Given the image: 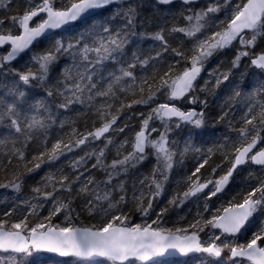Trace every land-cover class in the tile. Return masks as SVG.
Returning a JSON list of instances; mask_svg holds the SVG:
<instances>
[{"label":"trees","instance_id":"trees-1","mask_svg":"<svg viewBox=\"0 0 264 264\" xmlns=\"http://www.w3.org/2000/svg\"><path fill=\"white\" fill-rule=\"evenodd\" d=\"M202 1L204 0L193 4L184 2L159 4L155 0L118 2L115 6L105 8L93 19L74 23L71 27L63 28L44 38L28 54L15 60L13 64L6 65L3 62L0 65V97L11 103L18 93L23 91L26 93L25 100L28 104L44 98L52 106V112L56 116V123L48 129L46 141L41 132H33L34 139L28 143L24 159L10 156L13 149L11 141L23 140L24 137L18 134L8 136L9 130L0 126V139L7 137L5 143L0 144V222H3L4 228L12 230V224L21 221L26 225L22 227L25 232L41 223L45 228L48 225L98 228L107 223L112 216L121 214L125 216V220L122 223L114 221L115 224L126 226L139 223L142 227L150 225L153 228L187 229L189 233L197 231L206 242L213 229L211 226H206L204 221L217 212L221 214L224 208L242 203L249 192L264 183V168L249 163L236 172L229 187L221 195L209 199L210 190H206L202 194L184 199L183 194L191 187L188 177L193 176L200 164L203 163L204 166L196 173L193 180H197L198 183L204 181L215 183L229 170L236 149L250 143L253 136L260 137L259 147L264 149V126H261L259 119L254 121L258 132H251L246 139L237 135V130L244 127L242 118L248 106L257 104L253 114H258L261 110L259 104L264 103V72L256 69L248 61L243 69L246 72L237 73L234 71L233 63L236 56L223 54L225 51L222 49L217 50L216 55L206 60L193 87L196 97L195 107L199 108L198 116L195 118L201 121L200 125L179 119L168 121V148L174 155L172 168L162 172L167 179L161 180L160 172L155 176L157 182H162L163 190L160 195L155 197L152 195L155 192L152 179L153 169L157 167L156 160H145V163H135V166L126 165V171L118 166L115 171L119 174L109 180V174L114 171L110 165L114 160H121L133 151L135 135L141 130L143 121L159 104L171 101L163 90L157 91L161 77L169 73L167 78H175L185 68L190 67V57L194 55L193 49L199 41L208 38L206 31L189 37L185 33L173 30L194 24L195 20L190 22L186 17L198 13L197 8ZM36 2L6 0L5 6L0 7V21L6 23V33L12 34L19 27L18 22H14L12 17L23 15L26 11L36 8ZM242 2L245 3L246 0ZM69 3L70 0H55L54 7L62 9ZM129 7L135 8V17L131 25L124 15ZM217 16L219 21H216V17L208 20L207 28L210 30L214 28L219 32L232 19L233 12L227 15L226 20L221 19L222 13ZM100 24H105L112 33L122 30L127 34L128 43L121 57L123 66L126 67L128 63L133 62V53L140 59L147 57L154 59L145 66L138 64L134 69V75L137 77L136 87L125 92L117 91V96L114 98L97 97L93 102L95 106L77 103L69 109H57L56 105L63 102V97L56 93V89L63 88V84L59 83L64 80L62 72L67 66L72 65V53L77 49L57 53L56 40L62 41L66 47L69 42L75 43L81 33H88L93 30V25ZM221 25L223 27L220 30ZM95 31L101 30L97 27ZM157 32L164 36L163 42L153 39ZM245 35L249 37L252 33ZM96 38H86L79 47H83L84 43L94 46L93 39ZM174 49L183 53V57L177 56ZM47 52H52L56 59L49 65L46 79L43 82L39 79H30L28 84L21 81L20 74L30 72L40 74L39 63L33 57ZM262 52H264V35L257 38L251 53L257 55ZM157 53L160 55L157 56ZM92 58L93 55L90 54V59ZM120 66L121 64L111 60L104 61L100 66V74L107 76L108 72L115 71ZM217 71L222 74L225 71L224 75L229 79H218L215 74ZM97 79L99 77H94V82ZM141 79L147 80V84L143 85V92L139 87ZM148 85H151V92H155L156 95L148 103H135L150 95ZM255 88L258 89L254 93ZM47 89L53 90V96H47ZM101 104L105 105V108L101 109L104 113L103 117L97 111ZM113 116L116 117L115 123L99 139L93 140L89 137L84 145L65 151L54 161L41 162L40 159H33L34 156L39 157L45 147L50 150L57 140H61L64 144L74 143L82 135L94 132L104 123L111 121ZM62 120L68 121L63 127L60 124ZM7 123L6 119L5 124ZM152 129L156 131L153 132ZM147 132L152 135L165 132L163 122L153 117L149 121ZM225 137L228 139L225 140ZM109 140L111 143H108ZM15 147L20 148L21 144L17 142ZM101 149L104 150L102 157L104 167L94 168L95 155L86 156L85 153L98 154ZM197 149L199 151H196ZM208 149H212V152L209 153ZM229 155L230 160L227 159L230 158ZM81 157H84L83 162L74 165V161ZM205 160L207 163H204ZM36 164H40V167L35 168ZM29 169L34 170L29 171ZM62 177L68 178L64 181L63 187L60 184ZM14 184H19V189L13 187ZM121 184L123 188L120 187ZM82 188H86L87 191L82 192ZM47 193L51 195H46ZM105 193L109 194V200H97L98 196L103 197ZM121 196H124L123 201H120ZM173 198H175L174 202L170 203ZM253 198L259 199L260 193ZM149 200L152 207L145 215L142 209L148 207ZM110 202L116 207L105 216L103 209H106ZM59 203L67 204L68 209L50 215ZM205 203L208 206L207 211H205ZM90 208L92 211H89ZM162 209L165 211L158 219ZM148 215L152 219L145 224L142 223L143 217ZM154 221L156 223H153ZM193 225L195 227H192ZM262 226H264V204L258 206L246 230L238 236V244H247L252 239L253 233H259Z\"/></svg>","mask_w":264,"mask_h":264},{"label":"snow or ice","instance_id":"snow-or-ice-1","mask_svg":"<svg viewBox=\"0 0 264 264\" xmlns=\"http://www.w3.org/2000/svg\"><path fill=\"white\" fill-rule=\"evenodd\" d=\"M10 2V0H8ZM118 0H70L67 7L57 9L54 7L55 0H42V2L34 9L26 11L23 15L12 17L14 22H18L19 27L22 29L19 35H4L0 34V47L5 44L10 45V50L6 55L0 56V65L3 62H10L15 60L21 53L28 49L36 40L41 38L47 32L56 30L75 22L80 19H86L89 16L95 15L97 10L105 9ZM160 4H170L172 0H157ZM190 0H184V3H189ZM6 0H0V7H4ZM219 7H208L206 10L196 13L194 16H188V21L195 20L194 24H190L189 27H182L173 29L185 33L189 37H194L196 33L200 32L205 23V18L209 13L218 12ZM45 14V18L34 27L30 26V22L34 17L39 14ZM124 15L128 19L129 25L135 17V8L129 7L124 12ZM206 22V21H205ZM0 23H3L0 21ZM99 28L101 31L96 32L95 29ZM245 31L251 32V38L245 39L243 33ZM102 33V34H101ZM264 35V0H246L234 11L232 19L227 22L226 27L221 31L213 33L210 37L203 41H199L197 46L193 49L194 55L190 57V67L185 68L175 78L169 77V73H165L164 77H161V84L157 91L163 90L169 100H176L183 98L187 93L193 90L194 82L200 74L204 62L211 57L214 52L219 49H224L230 46L233 41L239 38L240 44L243 46H255L257 38ZM88 37H97L93 39V45L90 46L87 43L83 44V47L79 45ZM153 39L164 41V36L157 32L154 34ZM128 43L127 34L122 30H117L112 33L105 24L93 25V30L88 33H81L80 38L75 43L69 42L65 47L64 43L60 40H56L55 49L56 52L69 51L76 48L77 51L72 53L73 63L67 66L62 75L64 80L59 82L63 84V88L56 89V93L63 97V102L56 105L57 109H69L74 104H91L95 106L93 102L97 97L101 98H114L117 96V91L125 92L136 87L137 77L134 75V69L139 64L140 66L148 65L153 57H147L140 59L135 53L132 55V63H128L127 66H123L121 57L123 56V50ZM177 56L183 57V53L173 50ZM90 54L93 58L90 59ZM160 53H157L159 56ZM248 52L242 51L237 54L234 60V66L238 64L241 57L247 56ZM78 57V59H77ZM34 60L39 63L40 74L28 73L20 74V80L25 84H28L30 79H39L44 81L47 77L49 65L56 59V56L52 52H47L40 56H34ZM111 60L115 63L121 64V66L115 71H110L107 76L100 74V66L104 61ZM251 65L255 68L264 71V53L257 55L251 59ZM118 73V74H117ZM94 77H99L95 80ZM224 79H228L227 75ZM220 83V81H217ZM147 84L146 79H141L140 91L143 92V85ZM150 95L146 99L135 101V103H148L156 95L155 92H151V85H148ZM47 96H53V90L47 89ZM26 93L20 91L13 102L9 103L0 97V126L9 130L8 136L18 134L23 136V140L13 139L12 152L10 156H17L20 159L25 158V149L28 143L34 139L33 132H41L45 141L47 140L48 129L56 123V116L52 112V106L48 104L44 98L36 99L33 103L28 104L25 100ZM195 102V98L193 101ZM26 105V106H25ZM130 106V105H129ZM110 107V105L108 106ZM257 104H250L247 112L242 118L244 127L237 130V135L246 139L251 132H258L257 126L254 123L257 119L261 126H264V103H260V112L253 114ZM105 108L104 104H101L97 109L98 113L103 117L101 109ZM43 113V114H42ZM197 113L193 111L184 112L181 111L174 104L164 103L159 104L152 110L148 118L143 121L141 130L136 133L133 151L124 156L121 160H114L110 167L114 170L109 174V180L114 175L119 173L115 169L119 166L125 171L126 165L139 163L146 158L147 147L153 149L157 167L153 169L152 184L155 185V192L153 197L160 195L162 189V182H157L155 176L158 172H166L172 168V159L174 153L168 148L167 131L168 121L173 118H178L182 121H189L199 126L201 121L195 119ZM157 118L163 122L165 132L160 133L158 139H150V132H147L149 121L153 118ZM7 119L8 123L5 124ZM116 117L113 116L111 121L103 124L102 127L95 129L94 132H89L86 135H82L79 139L68 144L62 143L61 140H57L52 144L51 149H47L40 152L39 157L34 156L33 159H40L41 162L57 160L65 151H71L73 147H79L84 145L86 141L91 137L93 140L99 139L109 131L112 124L115 123ZM67 120L60 121L61 127ZM23 125V127H22ZM251 126V127H249ZM14 130V132L12 131ZM123 131V129H121ZM151 131H156L152 129ZM75 133V129H73ZM7 137L0 139V144H4ZM228 138L225 137V140ZM260 137L253 136L251 142L245 147L237 148L234 162L228 173L222 176L219 180L215 181V191H211L209 199L219 193L223 186L228 182L233 171L242 164H245L247 160H251L252 163L264 166V149L256 152L254 155L249 156V153L256 147ZM19 142L20 148H16L15 144ZM108 143H111L109 140ZM107 146V145H106ZM187 151V148L185 149ZM196 151H199L197 149ZM211 153L212 149H208ZM86 156L95 155L96 164L93 167H104L102 157L104 150L101 149L99 153H85ZM84 160L81 157L79 160L74 161V165H79ZM204 163H207L205 160ZM204 164H200L195 169L192 177H188L191 187L186 191L184 199L190 196H195L197 193L202 192L208 184L198 183L197 180H193L196 173L200 171ZM35 168H39L40 164H36ZM34 169H29L32 171ZM51 179V177H49ZM67 177H62L60 184L63 187L64 181ZM167 179V176H164ZM198 179V178H197ZM91 180L89 181V183ZM143 183V182H142ZM208 183H213L209 181ZM19 189V184L12 185ZM123 188V185H120ZM70 190V189H69ZM38 191V189H37ZM82 192L87 191L86 188L81 189ZM257 193H260L259 199H254ZM46 195H51L47 193ZM143 196V193L141 194ZM109 200V194L105 193L103 197H97V200ZM124 200V196L120 197V201ZM170 201V203L174 202ZM119 203V202H117ZM183 203V200H181ZM264 204V183L259 188H254L245 197L242 203L233 204L228 208L223 209V214L212 215V217L204 224L211 226L214 229H219L222 234L235 235L241 231L253 214L257 211L258 206ZM116 207L115 204L109 203L106 209H103L104 215L107 216L108 212ZM152 203L149 200L148 207L143 208L142 211L146 215L151 209ZM62 209H68V205L59 203L56 206L53 213L61 212ZM208 210L207 203H205V211ZM89 211H92L90 208ZM165 210H161L159 216ZM7 215V213H6ZM66 219H68L66 217ZM114 221L122 222V218L119 216H112L107 223L95 228H74L68 227H53L48 225L45 228L44 224H36L34 227L28 229V236L22 235V227H26L24 221L20 223L12 224L13 230H4L3 222H0V250L12 251L17 254H23L24 256H32L33 252L47 251L51 253H57L60 256H76V257H104L110 261H130L132 259L147 262L153 257L162 256L169 250H175L181 255H188L190 253H206L210 257L220 258L223 248H228L230 252L229 259L236 264L237 258L241 260L247 259L252 264H264V247L257 244V241L264 238V226L261 227L259 233H253V238L247 242V244H240L237 246H230L224 244L223 248L217 245L216 241L220 240L219 236L212 238V242L204 246L199 239L197 231H192L188 234L187 229H177L176 233H184L178 235L171 230L165 231L162 229H151L150 226L142 227L141 225H135L134 227H119ZM153 223H156L154 221ZM199 223V221H197ZM192 227H195L193 225ZM203 229L201 228L200 231ZM11 264H17V261L12 260ZM200 264H206L205 261H200Z\"/></svg>","mask_w":264,"mask_h":264},{"label":"rangeland","instance_id":"rangeland-1","mask_svg":"<svg viewBox=\"0 0 264 264\" xmlns=\"http://www.w3.org/2000/svg\"><path fill=\"white\" fill-rule=\"evenodd\" d=\"M35 1H37L36 2L37 6L42 2V0L41 1L35 0ZM242 4H243L242 0H204V1H202L200 7L197 8L199 12H201L202 10H206L210 6L211 7H219L220 10L218 12L208 14V16L205 18L206 22L202 21V23H205L204 28L198 33L202 34L204 31H206L207 33L206 32L205 33L208 34V37H210L213 33L218 32V30L216 31L214 28H212V30L207 28V25H208L207 21L212 20L215 17H216L215 19H217V17H218L217 15L220 13H222V15H223V17L221 19L226 20L227 15L229 13H232V12L234 14V11L237 9V6H240ZM44 18H45V16L41 17L39 20H37L34 23L33 26L40 23ZM216 21L218 22L219 20L217 19ZM5 26H6L5 22L0 23V34H6V35L8 34V33H6V29H5L6 27ZM222 27H223V25H221V27H219V29L221 30ZM18 28H17L18 30L16 29L11 35H18L21 31V28L20 27H18ZM204 29H206V30H204ZM245 34L246 33L243 34L245 39L251 38V35L248 37ZM222 50L225 51L223 54H227V55L233 54L235 56H237V54L239 52H242V51L248 52V55L241 57L240 61L235 66L234 71H236L239 74L246 72L245 70L243 71L245 65L248 63V61L251 62V59L254 56H256V55L251 53V52H253V46L241 45L239 38L234 43H232L230 46H228ZM6 52H7V50H3V51L0 50V56L5 55ZM216 53L217 52H214L213 55H216ZM203 66H204V64H203ZM223 72H224L223 74L220 71L219 72L217 71L215 73L218 79L219 78L224 79V76H225L224 74H226V73H225V71H223ZM262 72H264V71H262ZM228 79H229V77H228ZM257 89L258 88H255L254 93H255V91H257ZM193 98H195V102H196L195 93L193 92V90H191L179 102L184 103L186 105L190 104V103L194 104L195 102H192ZM166 103L171 104V102H166ZM173 119H178V118H173ZM149 138L155 140V139L159 138V135H158V133L157 134L155 133L153 135L151 134ZM235 155H236V153H235ZM227 159L230 160L231 156H230V158L227 157ZM145 160H149V161L150 160H156L154 151L150 147L148 148V152H147ZM145 160L141 161V163H145L144 162ZM159 176H160V179L163 180L165 174L161 173V175L159 174ZM212 191H214V189H212ZM115 216L121 217L122 221L125 220L124 215L116 214ZM150 219H152V218L150 215H148L146 217H143L141 222L145 224ZM135 225H141V224H139V223L128 224L129 227H134ZM53 227H56V226H53ZM151 228H153V227H151ZM154 229H162L165 231L171 230L172 232L176 233V229H171V228L170 229H163V228L154 227ZM21 230H23V229H21ZM25 233L28 234V231H26ZM177 234L183 235L184 233H177ZM188 234H190V233L188 232ZM198 235L201 237V235L199 233H198ZM239 235H237V237L236 236L235 237H230V236L225 237L224 235H222L221 232H219V231L214 232V230H213V232H211L207 237L208 242H207V240H206V242L204 240V245H208V243L212 242V238H214L215 236H219L220 240L216 241V243H217V245L221 246L222 248H223V245L225 243L229 244L230 246H237V245H239L238 244V240H239L238 236ZM251 238H253V237H251ZM257 242L259 243V245L261 247H264V239L263 238ZM223 252H224V255L221 256L220 258L210 257L206 253H194V255H189V256H186L183 258L161 259V260L152 261L150 263H145V262L137 261V260H130L128 262H116V261H110L107 258H94V259H90V260H85V259L82 260V259H79L78 257H74V256H72V257H62V256L59 257L55 254H47V253H43V252H39V253L33 252L32 256H24L23 254H16V253H6V254L0 253V264H11L12 260L17 261V264H200V261H205L206 264H233V262L229 259V256H230L229 249L223 248ZM236 264H252V262L246 261V260H241L240 258H238L236 261Z\"/></svg>","mask_w":264,"mask_h":264},{"label":"water","instance_id":"water-1","mask_svg":"<svg viewBox=\"0 0 264 264\" xmlns=\"http://www.w3.org/2000/svg\"><path fill=\"white\" fill-rule=\"evenodd\" d=\"M122 1H127V0H118V2H122ZM156 2H157V0H155ZM201 0H190V2L189 3H187V4H193V3H198V2H200ZM117 2V3H118ZM173 2H184V0H172V3ZM117 3H114L113 5H111V6H109V7H112V6H115ZM160 4V3H159ZM171 4V3H170ZM103 10H105V9H102V10H97V12H96V14L95 15H92V16H89V17H87L86 19H93V18H95L97 15H99ZM45 16V14H43V13H41V14H39L37 17H34L33 18V20L30 22V26H33L34 25V23L37 21V20H39L41 17H44ZM86 19H80V20H77V21H75V22H72V23H70V24H68V25H65L64 27H62V28H60V29H56V30H51V31H49V32H47L45 35H43L41 38H39L38 40H36L28 49H26L23 53H21L15 60H18L20 57H22V56H24V55H26V54H28L30 51H31V49H33L39 42H41V40H43L44 38H46V37H50L51 35H53V34H55L57 31H60V30H62L63 28H66V27H71L74 23H78V22H83L84 20H86ZM34 27V26H33ZM21 31H22V29H21ZM21 31H20V33H21ZM19 33V34H20ZM244 33H250V32H248V31H245ZM243 33V34H244ZM18 34V35H19ZM4 35H6V34H4ZM8 35V34H7ZM236 41V40H235ZM235 41H233V43L235 42ZM0 50L1 51H3V50H7V52L10 50V45H8V44H5L3 47H0ZM7 52H6V54H7ZM262 53H264V52H262ZM5 54V55H6ZM259 55V54H258ZM257 56V55H256ZM256 56H254V57H256ZM253 57V58H254ZM15 60H13V61H10V62H4V64H6V65H8V64H13L14 62H15ZM257 69V68H256ZM259 70V69H258ZM195 82H196V80H195ZM194 82V83H195ZM181 111H183L182 109H180ZM195 111L196 113H198V111H197V109H191V110H189V111ZM185 112V111H184ZM188 112V111H187ZM135 140V139H134ZM259 141H260V139H259ZM259 141H258V143H257V145L259 144ZM247 144H245L243 147H245ZM257 145H256V147L252 150V152L251 153H249V156H251V155H254L256 152H258V151H260L261 149H257ZM242 147V148H243ZM148 148L149 147H147L146 149H145V151H146V153L148 152ZM241 148V149H242ZM257 151H256V150ZM249 161L247 160V162L245 163V164H242V165H239L234 171H233V173H232V175H231V177H229V180H228V182L223 186V188H222V190L219 192V193H217L216 195H218V194H220V193H222L223 191H224V189L229 185V182H230V180H231V178L234 176V172L236 171V170H238V169H240V168H242V167H244L247 163H248ZM253 165L254 166H258V167H264V166H261V165H257V164H254L253 163ZM228 173V172H227ZM207 184V183H206ZM209 186V185H208ZM207 186V187H208ZM206 187V188H207ZM205 188V189H206ZM204 189V190H205ZM203 190V191H204ZM199 193H201V192H199ZM199 193H197L196 195H198ZM195 195V196H196ZM223 214V213H222ZM221 214V215H222ZM249 221H250V219H249ZM249 221L245 224V226L241 229V231L239 232V233H241V232H243L244 230H245V228H246V226L248 225V223H249ZM117 226H119V227H129L128 225H126V226H124V225H118V224H116ZM74 228H80V227H74ZM82 228H85V227H82ZM130 228V227H129ZM151 228V227H150ZM94 229V228H93ZM151 229H154V228H151ZM212 229H214V228H212ZM4 230H6V231H8L9 229H7V228H4ZM95 230V229H94ZM214 230H217V231H220L219 229H214ZM21 231V233H22V235H25V236H28V234H26L23 230H20ZM221 232V231H220ZM239 233H237V234H235V235H229V234H223V235H228V236H232V237H234V236H237ZM177 234V233H176ZM178 235H180V234H178ZM199 236V235H198ZM199 239H200V242L203 244V241H202V238L199 236ZM257 244L259 245V243L257 242ZM204 246H206V245H204ZM260 246V245H259ZM40 252H43V253H47V254H55V255H57V256H59V257H61L59 254H57V253H51V252H47V251H40ZM0 253H15V252H12V251H4V250H0ZM39 253V252H38ZM17 254V253H16ZM223 254H224V252L222 251V255L221 256H223ZM189 255H194V253H190V254H188V255H186V256H189ZM185 255H181L179 252H177V251H175V250H169L166 254H164V255H162V256H156V257H153L150 261H147V262H145V263H150V262H152V261H156V260H161V259H169V258H172V257H174V258H183V257H186ZM62 257H72V256H62ZM74 257H76V256H74ZM79 259H85V260H90V259H94V258H104V257H98V256H93V257H78ZM238 259V258H237ZM132 260H135V259H132ZM243 260H246V261H248L247 259H243ZM138 261V260H137ZM116 262H120V261H116ZM124 262H128V261H124Z\"/></svg>","mask_w":264,"mask_h":264},{"label":"flooded vegetation","instance_id":"flooded-vegetation-1","mask_svg":"<svg viewBox=\"0 0 264 264\" xmlns=\"http://www.w3.org/2000/svg\"><path fill=\"white\" fill-rule=\"evenodd\" d=\"M199 76V75H198ZM198 78V77H197ZM196 81H197V79H196ZM196 83V82H195ZM195 83H194V85H195ZM181 99H183V98H180V99H176V100H171L170 102H171V104H174L176 107H178L179 109H182L183 111H185V112H187V111H189V110H191V109H197V111H198V113H199V108H196L195 107V103L194 104H184V103H180L179 101L181 100ZM197 113V114H198ZM198 116V115H197ZM196 119V118H195ZM185 122H189V121H185ZM190 123H192V122H190ZM260 142V141H259ZM241 148V147H240ZM257 149H263V148H260L259 147V144L257 145ZM256 150V149H255ZM257 151V150H256ZM234 159H235V156H234V158L231 160V166H230V168H229V170L231 169V167H232V163L234 162ZM249 161V163H251L252 165H253V163L251 162V160L249 159L248 160ZM248 163V164H249ZM254 166V165H253ZM255 167H258V166H255ZM260 168H264V167H260ZM240 169H242V168H240ZM240 169H238V170H236L234 173L236 174V172L237 171H239ZM228 170V171H229ZM234 174V175H235ZM224 175H226V172L223 174V176ZM222 177V176H221ZM220 177V178H221ZM234 177V176H233ZM233 177L231 178V180L233 179ZM219 178V179H220ZM219 179H217V180H219ZM231 180H230V182H231ZM209 181H205V182H202V183H207L209 186L204 190V191H206V190H210V191H212V189H214V191H215V183H213L212 185H211V183H208ZM230 182H229V185H230ZM229 185L224 189V191L229 187ZM204 191H202V192H204ZM223 191V192H224ZM202 192L201 193H199V194H202ZM222 192V193H223ZM222 193H220V194H218V195H215V197H217V196H219V195H221Z\"/></svg>","mask_w":264,"mask_h":264},{"label":"bare ground","instance_id":"bare-ground-1","mask_svg":"<svg viewBox=\"0 0 264 264\" xmlns=\"http://www.w3.org/2000/svg\"><path fill=\"white\" fill-rule=\"evenodd\" d=\"M247 144H248V143H247ZM244 145H245V144H244ZM242 147H243V146H242ZM242 147H241V148H242ZM248 163H249V162H248ZM248 163H247V164H248ZM247 164H246V165H247ZM244 167H245V166H244ZM244 167H242V168H244ZM227 172H228V171H227ZM227 172H226V174H227ZM94 229H95V228H94Z\"/></svg>","mask_w":264,"mask_h":264}]
</instances>
